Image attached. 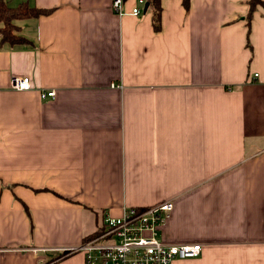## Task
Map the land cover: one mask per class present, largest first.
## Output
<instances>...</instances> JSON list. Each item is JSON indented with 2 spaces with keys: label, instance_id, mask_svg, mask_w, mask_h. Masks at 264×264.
I'll use <instances>...</instances> for the list:
<instances>
[{
  "label": "crops",
  "instance_id": "crops-1",
  "mask_svg": "<svg viewBox=\"0 0 264 264\" xmlns=\"http://www.w3.org/2000/svg\"><path fill=\"white\" fill-rule=\"evenodd\" d=\"M8 1L53 10L0 40V264H88L62 249L164 200L159 238L204 245L171 264H264V5L249 36L248 0H161L160 30L138 0Z\"/></svg>",
  "mask_w": 264,
  "mask_h": 264
},
{
  "label": "built area",
  "instance_id": "built-area-1",
  "mask_svg": "<svg viewBox=\"0 0 264 264\" xmlns=\"http://www.w3.org/2000/svg\"><path fill=\"white\" fill-rule=\"evenodd\" d=\"M126 0H113L112 8L123 15ZM147 0H138L131 13L139 15ZM258 73L252 77L256 78ZM18 90L30 89V77L15 76L10 81ZM56 90H42L44 98L54 97ZM174 201L164 200L144 207L130 206L123 209L121 216H107L99 232L64 252L81 251L88 264H171L175 258L201 255V242L169 244L159 238L162 224L173 211Z\"/></svg>",
  "mask_w": 264,
  "mask_h": 264
},
{
  "label": "trees",
  "instance_id": "trees-1",
  "mask_svg": "<svg viewBox=\"0 0 264 264\" xmlns=\"http://www.w3.org/2000/svg\"><path fill=\"white\" fill-rule=\"evenodd\" d=\"M149 1V10L152 12V21L156 30L162 28V10L161 0H147ZM191 0H183V5L187 10L191 8ZM249 10L246 14L248 35L250 36L251 23L253 21V14L257 9L258 5H264V0H248ZM53 9L35 7L30 5L28 2L23 1L21 4L13 6L8 0H0V23L4 26L0 27V40L2 43L10 42L12 45L23 44L29 41L19 31V26L14 23L16 19H22L27 17H37L43 14L51 13ZM99 232V231H98ZM97 232V233H98ZM97 233L93 234L96 235ZM69 252H64V254Z\"/></svg>",
  "mask_w": 264,
  "mask_h": 264
},
{
  "label": "water",
  "instance_id": "water-1",
  "mask_svg": "<svg viewBox=\"0 0 264 264\" xmlns=\"http://www.w3.org/2000/svg\"><path fill=\"white\" fill-rule=\"evenodd\" d=\"M148 6H149V1H146V2H145V4H144L145 11H147V10H148V8H149Z\"/></svg>",
  "mask_w": 264,
  "mask_h": 264
},
{
  "label": "rangeland",
  "instance_id": "rangeland-1",
  "mask_svg": "<svg viewBox=\"0 0 264 264\" xmlns=\"http://www.w3.org/2000/svg\"><path fill=\"white\" fill-rule=\"evenodd\" d=\"M1 25H3V23H0ZM4 26V25H3Z\"/></svg>",
  "mask_w": 264,
  "mask_h": 264
}]
</instances>
